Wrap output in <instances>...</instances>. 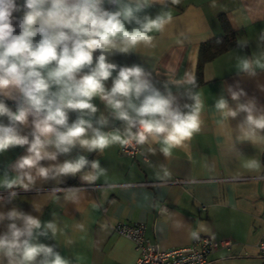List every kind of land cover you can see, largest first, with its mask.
Returning <instances> with one entry per match:
<instances>
[{"label": "clouds", "instance_id": "1", "mask_svg": "<svg viewBox=\"0 0 264 264\" xmlns=\"http://www.w3.org/2000/svg\"><path fill=\"white\" fill-rule=\"evenodd\" d=\"M108 3L115 6L114 10L104 7L105 0H24L22 6L16 0H0V117L8 121L5 124L0 120V153L27 146L26 154L12 165L14 174L5 172L0 177V188L8 193L0 196V201L16 198L17 188L35 189L38 179L59 184L63 177L79 174L87 183L96 182L105 171L98 160L89 161L82 154L57 160L77 146L99 153L117 143L160 144V152L169 157L173 148L201 131L204 105L200 94L193 91L194 74L185 72L177 78L176 68L170 67L161 90L153 83L152 72L142 65L118 66L108 59L116 53H131L141 44L154 47L151 33L163 31L171 15L161 11L153 16L145 10L153 4L166 8L167 0ZM171 3L178 4L179 0ZM21 10V16H13ZM258 42L264 44V33ZM248 43L238 41L236 48L242 51ZM236 60L238 73L255 76L257 70H264V51L238 54ZM110 78L111 87L106 88L105 81ZM181 89L184 103L180 102ZM225 90L232 104L221 93L214 108L229 138L233 139L231 121L242 114L235 124V141L264 143V106H258L254 97L242 101L241 97L247 96L242 88L229 85ZM95 98L104 104L108 115H97ZM7 99L16 101L15 111L5 102ZM70 110L77 113L71 122ZM109 116L121 127L105 130ZM29 123L30 133L21 134L20 126ZM41 161L51 163L45 166ZM241 166L259 172L262 163L258 158H247ZM55 190L64 191L65 200L74 204L82 195L79 188ZM41 207L34 208L39 212ZM5 220L9 223L0 233V261L71 264L53 246L37 242L41 235L51 233L55 237L59 230L56 220L41 221L16 207L0 211V222Z\"/></svg>", "mask_w": 264, "mask_h": 264}, {"label": "crops", "instance_id": "2", "mask_svg": "<svg viewBox=\"0 0 264 264\" xmlns=\"http://www.w3.org/2000/svg\"><path fill=\"white\" fill-rule=\"evenodd\" d=\"M23 3L20 0L19 5ZM104 7L115 8L108 0ZM145 11L153 16L161 11L171 15L163 31L151 33L154 47L141 44L131 53H116L108 59L118 66L142 65L152 72L153 83L161 90L170 67L176 68L177 78L190 72L196 79L200 43L223 34L220 18L234 34V46L204 62L196 79L193 91L200 94L204 105L201 131L173 148L169 157L160 152V144L139 145L134 156L122 153V144L118 143L99 153L77 146L57 160L62 162L77 154L85 155L89 161L98 160L105 171L96 182L87 183L79 174L63 177L59 184L38 179L35 189L17 188L16 198L0 201V211L16 207L41 221L56 220L59 230L55 237L51 233L41 235L37 242L53 246L71 264L135 262L138 252L134 243L113 230L119 222H143L145 237L163 250L186 246L197 235L229 239L231 244L215 250L208 264H264L255 246L264 239V143L235 141V124L242 114L231 121L230 139L214 108L221 93L232 104L225 90L229 85L245 91L247 96L241 97L242 101L254 97L258 106H264V70H257L255 76L238 73L236 60L238 54L256 55L262 51L258 37L264 30V0H179L178 4L167 0L166 8L153 4ZM17 13L21 16L22 10ZM238 41H248V47L237 49ZM98 54L95 52L93 58ZM111 83V78L105 81L106 88ZM182 91L179 90L180 102L184 103ZM173 92L177 90L173 88ZM5 102L15 111L16 101ZM93 103L99 110L97 115H108L98 98ZM76 116V112L69 111L70 122ZM0 120L8 123L6 117ZM109 121L105 130L121 127L110 116ZM20 130L21 134H29L31 124L20 126ZM26 147L14 146L0 153V177L5 172L14 174L12 165L26 154ZM247 158H258L261 170L244 169L241 162ZM49 163L41 161L45 166ZM55 187L79 188L81 198L76 204L66 201L65 192ZM34 207L41 210L37 212ZM162 207L165 210L160 211ZM7 223L0 222V233L6 231Z\"/></svg>", "mask_w": 264, "mask_h": 264}, {"label": "built area", "instance_id": "3", "mask_svg": "<svg viewBox=\"0 0 264 264\" xmlns=\"http://www.w3.org/2000/svg\"><path fill=\"white\" fill-rule=\"evenodd\" d=\"M264 33V30L262 31ZM264 51V44H262ZM139 145H122V153L134 156L138 152ZM7 190L0 189V196L5 197ZM165 210L164 207L160 211ZM143 222H119L114 225V232L129 238L138 252L135 262L132 264H208L211 254L219 247L231 244L229 239L217 240L209 235H197L186 246L164 249L157 242L145 237V225ZM258 256L264 258V239L255 244Z\"/></svg>", "mask_w": 264, "mask_h": 264}, {"label": "trees", "instance_id": "4", "mask_svg": "<svg viewBox=\"0 0 264 264\" xmlns=\"http://www.w3.org/2000/svg\"><path fill=\"white\" fill-rule=\"evenodd\" d=\"M16 3L19 5L20 0H16ZM13 16L19 17L17 12L13 13ZM223 27V34L219 35V37H214L212 39L206 40L200 43L199 53H198V62L196 70V79H199L202 65L204 62L214 58L216 55L223 53L224 51L230 49L234 46V34L232 30H229L226 21L223 18H220ZM15 23V22H14ZM19 30L17 29V32Z\"/></svg>", "mask_w": 264, "mask_h": 264}]
</instances>
